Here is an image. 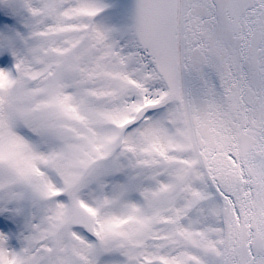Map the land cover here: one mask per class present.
Masks as SVG:
<instances>
[{"label":"snow or ice","instance_id":"snow-or-ice-1","mask_svg":"<svg viewBox=\"0 0 264 264\" xmlns=\"http://www.w3.org/2000/svg\"><path fill=\"white\" fill-rule=\"evenodd\" d=\"M0 264H264V0H0Z\"/></svg>","mask_w":264,"mask_h":264}]
</instances>
